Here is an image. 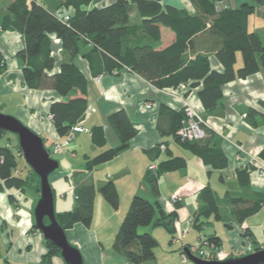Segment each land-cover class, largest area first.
<instances>
[{"label":"trees","instance_id":"trees-1","mask_svg":"<svg viewBox=\"0 0 264 264\" xmlns=\"http://www.w3.org/2000/svg\"><path fill=\"white\" fill-rule=\"evenodd\" d=\"M59 1L60 7L72 12L59 15L50 12L35 0H14L8 7L13 19L10 16L5 17V27L13 28L24 36L25 47L18 55L26 62L23 69L25 84L31 89L54 90L65 99L54 102L49 111L58 135L63 138L79 124L89 107L87 98L74 97L77 90L86 94L88 86L87 78L72 62L80 54L84 44H91L93 51L102 54L108 71L117 74L126 68L160 90L177 89L181 84L188 85L197 91V96L207 112L223 107L227 84L245 80L259 72L264 74V44L261 36L249 27L251 15L256 12L257 7H264V0H254L251 4L241 3L239 7L231 2L224 5L225 0H189L194 12L162 5L159 0H115L110 5L92 7L89 10L86 8L95 0ZM133 12L141 18L140 23H132ZM64 16L69 19L65 20ZM161 27L169 29L175 36L174 41L163 49H159L162 43ZM51 35L61 41L63 51L70 58V62L61 64L58 72H53L56 59L52 53ZM239 54L243 64L237 67ZM213 62H217L221 69L215 68ZM3 65L0 55V71ZM255 115L257 111L254 109L249 110L247 115L249 122L254 125ZM186 120L184 107L177 110L162 103L159 107L157 129L162 137L173 138L205 165L215 170L226 169L228 158L220 148L211 146L209 130L207 137L202 140H179L177 132ZM107 122L119 143L94 157L87 156L88 171L113 160L120 152L129 148L138 133L124 109L110 114ZM6 133L8 132L0 131V137ZM91 137L95 146L107 145L103 126L93 127ZM164 143L168 146L166 141ZM8 144H12V147ZM16 151L21 156H17ZM48 151L51 153V149ZM166 154L168 159L158 164L155 175L149 170L146 176L157 200L160 198L159 177L163 173L187 167L184 158L175 157L169 151ZM19 159L24 158L18 142L14 144L9 139L4 145H0V179L4 188L24 192L27 187H31L40 195V178L27 163L28 172L22 176ZM251 170L254 168L248 166L237 172L240 194L227 191L222 198L231 206V216L239 225L264 206V191L254 190L250 184ZM99 192L114 210L119 209L120 195L113 181L105 183ZM96 193L97 190L92 184L79 186L75 190L76 207L72 211L56 212L57 221L65 231L76 223L91 227ZM198 197L201 206L195 215L194 227L201 231L207 225L208 218L214 216V219L222 221L223 214L219 205L221 199L211 185L202 188ZM9 200L12 203L16 201L12 193H9ZM176 207L179 208L178 205ZM157 212H160V217L155 219ZM176 217V211L165 214L158 201L153 204L140 195H134L113 246L131 264L154 261L158 241L149 232L140 233V229L151 225L163 227L173 236L175 229L167 221H174ZM45 222H48L47 219ZM235 222H227L226 226L231 228ZM243 235L251 241L255 251L264 249V246L252 239L250 230H245ZM205 237L206 239L201 240L220 250L222 239L219 236L210 234ZM45 246L46 253L40 264H54V258L61 257L60 250L49 240H45Z\"/></svg>","mask_w":264,"mask_h":264},{"label":"crops","instance_id":"crops-1","mask_svg":"<svg viewBox=\"0 0 264 264\" xmlns=\"http://www.w3.org/2000/svg\"><path fill=\"white\" fill-rule=\"evenodd\" d=\"M13 1L0 0V55L4 64L0 71V106L10 109L11 114L41 136L46 148L51 149L53 143L63 140V137L58 135L53 121L49 118L50 106L56 101L65 99L54 90L31 89L25 84L23 69L26 67V62L18 55L25 47L24 36L13 28L5 27V17L10 16L13 19L8 11ZM35 1L52 13L64 15L72 12L60 7L59 0ZM159 1L162 5L185 8L194 12L189 0ZM114 2L115 0H95L86 9L103 7ZM247 3L253 2L248 0ZM256 11L263 17L264 7H257ZM131 21L138 24L141 18L133 12ZM251 31L261 36V32L255 29ZM161 32L162 43L159 49L168 47L175 39L169 29L161 27ZM50 37L53 42L52 53L56 59L53 72H58L61 64L70 62V58L63 51L61 41L55 35ZM102 57L99 51H93L91 44H84L81 46L80 54L72 60L88 80L86 94L77 90L74 97L84 96L88 100L89 107L79 122L84 131L75 133L69 147L64 152L57 153L69 167L65 171L54 173L51 181L55 193V210L58 213L72 211L76 207L75 190L79 186L92 184L97 190L91 227L87 228L81 223H76L66 230L68 240L78 246L86 264H131L122 253L115 250L113 245L125 216V212L122 213L121 209L126 207L128 210L134 195H140L153 204L158 201L165 214L177 212L174 221H167L175 229L173 236L165 229L152 225L142 230L151 233L157 241L159 236H163L162 231H166L172 248L166 251L167 255L163 259L156 255L154 261L145 264H178L179 260L182 264H188L191 261L183 262L180 253L201 246V239H206L205 236L210 234H216L222 239L220 250L225 254L224 259L252 253L247 250L249 244L252 245L253 252L255 251L251 241L243 235L245 230H250L252 239L260 246H264V233L260 228H256L259 236L256 235L250 223L251 219L264 215V206L239 225L231 216V206L227 204L228 208L222 213L223 220H216L223 225L222 227L215 228L216 225L210 220L212 216L206 220L208 223L201 231L194 227V218L201 206L198 194L206 185H211L215 191L216 187L211 179L214 174L220 175L221 182L226 183L229 188L227 191L240 194L237 172L247 167L251 157H259L264 161V74L259 72L245 80L240 79L227 84L223 107L214 112H207L196 90L192 93H183L179 100L175 99L170 90H160L126 68L121 69L117 74L108 71ZM213 63L215 68L221 69L217 62ZM185 102L193 106L208 121L211 146L220 148L227 156L229 164L226 169L215 170L205 165L200 158L176 140L161 136L157 129L160 105L164 103L179 110L185 107ZM147 105H151L152 108L148 109ZM120 109H124L129 115L138 132L136 137L131 141L129 148L120 152L113 160L91 171L86 170L87 156L94 157L118 145L119 140L109 127L107 117ZM251 109L257 111V115L253 118L255 125L247 119ZM95 126L104 128L107 137L105 147H97L92 142L91 130ZM165 141L169 146L167 151L175 157L184 158L187 167L163 173L159 177L160 198L157 200L152 194L146 176L151 164H159L168 159L167 151L162 152L158 147ZM238 147L243 148L245 153H239ZM79 152L83 159L81 162H78ZM151 173L155 175V172ZM63 179L65 184H60ZM249 180L254 190L264 191V179L259 178L256 172L250 174ZM109 181L116 184L120 195L118 210H114L99 192L100 188ZM58 185L61 190L59 195L56 188ZM176 192L181 200L179 203H171L170 196ZM9 193L15 196L14 203L9 200ZM39 197L35 190L29 196L26 195V190L24 192L16 189L7 190L0 179V264H40L42 256L46 253L45 238L34 227L33 217V210ZM159 217L160 212H157L155 219ZM227 222L235 223L228 228ZM261 225L264 231V216ZM207 228L211 231L205 233ZM184 231L186 233L183 234ZM193 232L196 234H192ZM175 252L178 255H175Z\"/></svg>","mask_w":264,"mask_h":264},{"label":"water","instance_id":"water-1","mask_svg":"<svg viewBox=\"0 0 264 264\" xmlns=\"http://www.w3.org/2000/svg\"><path fill=\"white\" fill-rule=\"evenodd\" d=\"M0 131L15 134L22 151L24 161L40 178V197L33 210L34 226L60 250L65 264H86L78 248L67 238L66 231L56 218L55 196L50 183V175L60 167V163L51 157L44 139L14 116L0 114ZM47 219L48 222H45ZM193 264H264V249L250 254L229 257L223 260H203L185 250Z\"/></svg>","mask_w":264,"mask_h":264},{"label":"rangeland","instance_id":"rangeland-1","mask_svg":"<svg viewBox=\"0 0 264 264\" xmlns=\"http://www.w3.org/2000/svg\"><path fill=\"white\" fill-rule=\"evenodd\" d=\"M243 1V2H242ZM248 0H225V4L224 5H227V4H229V2H231V3H234L237 7H239V6H241L242 4L241 3H246ZM252 2H254V0H251ZM230 3V4H231ZM250 28L252 29V30H256V31H259V32H261V36H262V41L264 42V19H263V17L262 16H260L259 14H258V12L256 11L253 15H251V18H250ZM242 64H243V61H242V56L239 54V56H238V62H237V67H240V66H242ZM193 90H195V89H192V88H190L189 86L185 89V91H178V94H176L175 92H174V90H170V92H171V95L175 98V99H180L181 98V96H182V94L183 93H192L193 92ZM185 107H187V108H193V106H191V105H189L188 103H186L185 102V105H184ZM195 111H196V113H197V115L199 116V117H201L202 119H204L202 116H201V114L195 109V108H193ZM11 110L10 109H5V108H2L1 106H0V114H4V115H9V116H14L13 114H11V112H10ZM15 117V116H14ZM209 128L210 127H208L207 129H206V131H207V135H208V130H209ZM165 138H170V137H165ZM9 139H11L12 140V143H17L18 142V137L15 135V134H12V133H6V134H4V135H2L1 137H0V145H4L6 142H8L9 141ZM62 139H64V138H62ZM173 139V138H172ZM11 143V142H10ZM9 145V144H8ZM9 146H11L12 147V144H10ZM238 149V152L239 153H245L244 152V150H243V148H241V147H238L237 148ZM238 153V154H239ZM16 154H17V156H21V154L19 153V151H16ZM240 154V155H241ZM243 155H245V154H243ZM79 159H78V162H81V161H83V159L81 158V152H79ZM51 157L52 158H54L55 160H57L58 162H60V167H59V169H57L54 173H56V172H58V171H65L68 167H69V165H67L64 161H62V159H61V156H59V155H57V153L55 152V151H52V149H51ZM85 165H86V162H85ZM19 170H21L22 172V176H25L26 174H27V172H28V166H27V164H26V162L24 161V159H19ZM17 173H19V171H16ZM54 173H52L51 175H50V183H51V181H52V176L54 175ZM64 178V177H63ZM212 179V181H213V183L215 184V191H216V193H217V196L219 197V199L221 198V200H219V205H220V207H221V212L222 213H224L225 211H226V209L228 208V205H227V203H226V201L225 200H222V198H224V196H225V194H226V192H227V189H229L228 188V186H226V183H223V182H221V180H220V175L219 174H214L213 175V177L211 178ZM59 181V180H58ZM34 182V181H33ZM60 184H65V179H63L61 182H60ZM33 185H35V183H33ZM36 186V185H35ZM55 186H56V184H55ZM57 192H58V195L60 194V192H61V190H60V185H58L57 187ZM213 188V187H212ZM33 190L34 189H32L31 187H27L26 188V195L27 196H29V195H31L32 193H33ZM35 194V193H34ZM170 195V194H169ZM40 196V195H39ZM180 201H178V203H179ZM122 210V213H124L125 212V214H126V207H124V209H121ZM263 216L264 215H262V216H259V217H255V218H253V219H251V221H250V223H251V225H252V228H253V230H254V232L256 233V235H258L257 234V230H256V228L258 229V228H260V231H262L263 233H264V231L262 230V225H261V223H262V218H263ZM210 220L212 221V223L214 224V225H216V229H219L220 227H222L223 225L222 224H219L220 222H218V221H216V219H214V216H212L211 218H210ZM145 228H147V227H144V228H141L140 229V231L141 232H144V231H142L143 229H145ZM161 228H163V227H161ZM164 229V228H163ZM208 230V231H207ZM209 230L211 231V229H209V228H207L205 231V233H208L209 232ZM140 232V233H141ZM163 233V236H159V238H158V247L156 248V255L157 256H159V257H161V259H163L164 257H166V255H167V250L169 249V248H171L170 247V245H169V236H168V234L167 233H165L166 231H162ZM194 232H196L197 233V231H194ZM192 233V234H196V233ZM259 236V235H258ZM177 246V245H176ZM46 247V246H45ZM172 249V248H171ZM175 255H178L177 254V252H175L174 253ZM107 260V259H106ZM54 264H65V262H64V260H63V258L62 257H60V256H58V257H55L54 258ZM178 264H182L181 262H180V260L178 261ZM188 264H193L192 262H188Z\"/></svg>","mask_w":264,"mask_h":264},{"label":"built area","instance_id":"built-area-1","mask_svg":"<svg viewBox=\"0 0 264 264\" xmlns=\"http://www.w3.org/2000/svg\"><path fill=\"white\" fill-rule=\"evenodd\" d=\"M65 20H68V16L63 17ZM100 77L97 78L99 80ZM188 87L186 84H181L179 88L177 89H169L174 90L176 94H178V91H185V89ZM148 109L152 108L151 105L146 106ZM186 111L187 120L183 122V125L177 132V136L181 142L186 141H195V140H202L207 137V131L206 127H210L207 120L202 119L199 117L196 113V111L193 108H187L184 107ZM49 118L52 120V115H49ZM84 129L80 126V124L75 125L72 130L68 133L66 137H64L63 140L53 143L52 145V151H55L56 153H62L65 151L66 148L69 147L74 134L77 132H82ZM159 149L163 152L167 150L168 146L165 143H161L158 145ZM252 166L254 170H251V173L256 172V175L259 178L264 179V161H262L259 157H251L250 162L247 165ZM158 168V164L153 163L149 166V170L156 172ZM180 195L176 192L173 193L170 196V202L171 203H177L180 201ZM186 233V231L183 232V234ZM249 240V239H248ZM250 241V240H249ZM202 246L199 247H192L190 248V253L203 259V260H223L225 257V254L223 251L215 248L213 245H210L207 241H202ZM248 251L253 252L252 245L249 244L247 247ZM180 257L183 260V262H188L189 257L185 251L180 253Z\"/></svg>","mask_w":264,"mask_h":264},{"label":"clouds","instance_id":"clouds-1","mask_svg":"<svg viewBox=\"0 0 264 264\" xmlns=\"http://www.w3.org/2000/svg\"><path fill=\"white\" fill-rule=\"evenodd\" d=\"M51 154V153H50Z\"/></svg>","mask_w":264,"mask_h":264}]
</instances>
